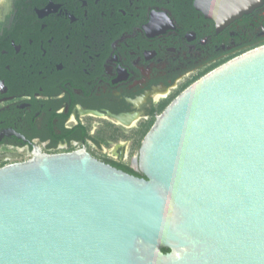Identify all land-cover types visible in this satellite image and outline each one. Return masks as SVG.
<instances>
[{
	"label": "water",
	"instance_id": "95a60500",
	"mask_svg": "<svg viewBox=\"0 0 264 264\" xmlns=\"http://www.w3.org/2000/svg\"><path fill=\"white\" fill-rule=\"evenodd\" d=\"M261 2L195 6L228 22ZM138 170L85 151L0 166V264H264V44L172 99Z\"/></svg>",
	"mask_w": 264,
	"mask_h": 264
},
{
	"label": "flooded vegetation",
	"instance_id": "af4514ba",
	"mask_svg": "<svg viewBox=\"0 0 264 264\" xmlns=\"http://www.w3.org/2000/svg\"><path fill=\"white\" fill-rule=\"evenodd\" d=\"M263 44L264 0L228 22L195 0H9L0 15L2 161L85 151L141 177L121 166L141 174L144 125L201 76Z\"/></svg>",
	"mask_w": 264,
	"mask_h": 264
},
{
	"label": "rangeland",
	"instance_id": "374dc122",
	"mask_svg": "<svg viewBox=\"0 0 264 264\" xmlns=\"http://www.w3.org/2000/svg\"><path fill=\"white\" fill-rule=\"evenodd\" d=\"M8 2L9 0H0V15L2 14V12L4 11L5 7L8 6ZM168 103H165V105ZM165 107V106H164ZM163 107V108H164ZM152 123H148L144 125V135L145 133L148 131V129L150 128Z\"/></svg>",
	"mask_w": 264,
	"mask_h": 264
},
{
	"label": "trees",
	"instance_id": "16d2710c",
	"mask_svg": "<svg viewBox=\"0 0 264 264\" xmlns=\"http://www.w3.org/2000/svg\"><path fill=\"white\" fill-rule=\"evenodd\" d=\"M124 170L130 172V173H133V174H136V175H140V176H143V174H139L138 172L136 171H133L131 168L127 167V166H121ZM164 252L167 251V249H163Z\"/></svg>",
	"mask_w": 264,
	"mask_h": 264
},
{
	"label": "built area",
	"instance_id": "2783aa9c",
	"mask_svg": "<svg viewBox=\"0 0 264 264\" xmlns=\"http://www.w3.org/2000/svg\"><path fill=\"white\" fill-rule=\"evenodd\" d=\"M14 162H16V161H14ZM10 163H13V161L4 160V161H2V164H0V166L7 165V164H10Z\"/></svg>",
	"mask_w": 264,
	"mask_h": 264
}]
</instances>
